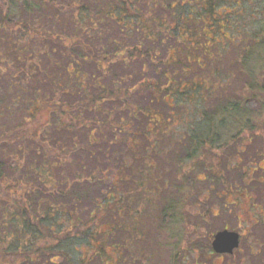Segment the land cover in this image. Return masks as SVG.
I'll use <instances>...</instances> for the list:
<instances>
[{
    "label": "trees",
    "instance_id": "obj_1",
    "mask_svg": "<svg viewBox=\"0 0 264 264\" xmlns=\"http://www.w3.org/2000/svg\"><path fill=\"white\" fill-rule=\"evenodd\" d=\"M48 2L56 7L55 2L59 0H0V33L11 34L6 41L16 48L25 40L15 54L16 66L9 65L7 54L0 51V82L6 84L5 94L10 93L11 102L19 107L15 111L19 119L14 125L0 127V196L7 197L14 190L13 185L17 187L16 183L22 181L16 180L14 174L19 166L12 167L6 162L22 153L20 146L26 142L33 143L36 149L41 147L43 159L36 165L37 168L30 166L28 171L32 176L27 174V178H34L38 187L41 186L37 188V193L39 190L47 195L43 197L32 193L34 196L31 198L26 190L27 196L25 193L24 196L29 199L26 201L19 192L18 198L14 196L12 203L2 208L0 264H55L58 259L65 264H87L89 259L84 256V248L91 249L89 256L98 255L102 264H131L135 259L130 254L128 262H124V245L109 243L111 235L121 231V227L99 224L97 221L99 213L105 209L111 208L113 214L119 215L126 207L121 206L123 197H118L116 191L103 193L100 200L99 196L91 198L93 209L86 218L77 212L75 205L70 211L61 208L63 206L53 192H57L61 185L66 187L70 179L67 177L65 181H59L54 178V171L67 161L69 154H62L64 149L57 147L56 135L66 139L67 134H71L73 138L76 134L73 132L82 129L86 136L85 147L73 143V148L86 151L88 146L87 154L94 159L99 153L96 148L100 145L99 138L108 136L101 144H105L106 148H123V152L116 151L110 154L111 158H105L110 161L116 157L118 166L115 168L121 170V174L123 165H119L118 161L122 158L118 157H124L127 153L131 157L139 155L141 169L137 173L140 175L138 187L142 192L149 193L152 191L149 171L153 166L146 162L148 157L144 158L145 155L139 152V139L142 138L143 144L152 145L148 137L157 136L156 129L159 135L165 136L170 124L174 126L181 120L185 122L184 131L171 134L179 137L176 146L182 153L181 157L173 160L176 175L182 173L184 176L186 173L187 177H193L191 181L202 182L198 172L202 167L204 174L210 172L212 177L220 180L215 171L212 172V167L206 165V153L221 152L236 139L241 141L244 136L252 139L262 136L264 132V0H71L64 10L72 15L78 36L75 35L77 40L68 46L72 51L67 54L65 72L67 76L73 73L76 81L72 85L66 83L67 87L59 83L56 89L65 93L75 88L83 91L91 87L96 91L75 105L56 103L29 90L30 83H36L32 60L41 52H46L47 43L55 39L50 32L40 31L32 23L16 20V3H20L21 10L32 14L33 8L45 10ZM58 4L62 5L61 2ZM56 8L62 10V7ZM60 39L57 38L55 42L63 46L64 40L73 37ZM82 63L93 66L95 73L90 79L81 71ZM132 63L138 65L136 74L140 80L131 87L125 76L121 75L111 81L110 87L102 83V78L110 73L113 65L129 71L133 69ZM227 64L234 67V73L222 70ZM149 70L164 83L145 81L144 75ZM234 76L242 80L241 88L236 93H229L228 81ZM87 79L91 82L90 87ZM146 95L154 100L163 97L169 110L176 107L183 109V113L177 119L172 110L165 117L151 105H139L129 100ZM115 103L122 104L120 111L126 112L127 118L134 122L139 119V114L143 115L146 118L143 129L133 131L131 123L123 116L115 121L112 108ZM252 105L260 106L252 110ZM8 110L9 107L0 102V115L3 111L10 113ZM54 114V118L60 117L59 121L51 120ZM81 115H84L83 119ZM67 116L70 117L68 121L65 120ZM88 116L93 118L88 119ZM40 139L49 147L43 145ZM2 144L15 148H9V155L4 157ZM35 148L30 151L35 152ZM52 148L59 149V154ZM148 149L151 155L155 153L152 146ZM74 152L72 150L70 153ZM111 164L104 169L107 178L103 171L96 174L94 171L78 172L71 178L72 189L68 190L70 199L79 200L82 195L88 199L92 190L101 193V187L107 181L113 186L115 177L110 174ZM117 179L118 183L125 180L123 175ZM185 188L182 180L180 184L172 185L169 192L172 195L165 199L160 214L169 217V221L164 227H156L158 234L173 235L175 230L171 229L178 223L180 211L185 206L182 202ZM18 189L21 190V187ZM31 190L34 192L33 188ZM97 224L104 229L98 230ZM110 227L112 231L107 232ZM131 230L129 234L133 235L132 232L137 229ZM168 243L171 252L174 242L168 240ZM108 250L112 251V258L106 256ZM138 253L142 254L140 251ZM139 261L140 264L150 262V256Z\"/></svg>",
    "mask_w": 264,
    "mask_h": 264
},
{
    "label": "rangeland",
    "instance_id": "obj_2",
    "mask_svg": "<svg viewBox=\"0 0 264 264\" xmlns=\"http://www.w3.org/2000/svg\"><path fill=\"white\" fill-rule=\"evenodd\" d=\"M59 2H61L62 5H59ZM59 2H55L57 4L56 7H62V10L60 9L58 11L55 6L51 5V2H48L45 10L43 8L39 10L33 8L34 13L32 14L27 13L23 9L21 10L20 3H16L17 13L15 14V19L24 23H32L39 28L40 31L45 30L50 32L53 36L52 38L55 40L58 38L60 41L62 40L60 38L66 39L71 36L73 37V39L64 40L63 46L59 45L55 40L50 41L51 43L49 42L46 45V52L43 51V53L41 52L34 57L31 66L36 74V83H30L29 90H31L32 93H37L39 96H46L48 100H52L56 103L61 102L62 104L67 103V105H75L84 101L86 97L88 98L90 95L96 93L95 90L90 89L91 82L88 81L95 73V70L90 63H88V65L84 63L80 65L81 71L85 77H88L86 82L90 87L89 89L79 91L75 88V90H68L65 93L56 89V85L59 83L72 85L76 81L75 77H73V73L69 76L66 75L65 65L67 62L66 57H68L67 54L72 51L68 46L75 43L77 39H75L74 36H78L77 25L72 23L73 21L71 20L72 15L64 10L65 7L71 4V0H59ZM6 37H11V34L8 35L4 32L0 33V51L7 54L9 65L16 66L17 55L15 56V54L19 52L20 46L24 45L25 40L21 41L20 44L16 43L19 46L16 48L6 41ZM87 42L88 41H85L84 43ZM100 43H103V41ZM13 47L16 50L13 49ZM130 65L133 69L129 71L117 68L115 67L116 65H113V68L111 67L112 71L110 70V73L102 78V83H104L106 87H110L111 81L115 77L121 75L125 76L127 84L131 87L133 83L138 82L140 78L137 77L136 74L138 69L137 63H132ZM229 66V64L224 65L222 70L234 73V67ZM144 77L145 81H153V83L157 81L161 85L164 83L162 79L155 77L151 70H149ZM241 84L242 80L240 77L234 76L228 81L229 93L238 92L241 88ZM5 88H7L6 84L0 82V102L6 107H9L8 112L10 113H5V111H7L5 110L0 115V127L2 125H14L16 120L19 119L16 117L18 114L15 113V111H18L19 107L14 102H11L13 99L10 93L5 94V92H7ZM161 99L154 100L153 97L151 99L150 96L146 95L137 98V100H132L131 98L129 100L131 103L134 102L139 105H151L155 111L165 117L168 116L169 111L173 110L172 114L178 119L180 113H183V109L179 110L176 107L172 109L170 107L171 109L169 110L164 104L163 97H161ZM125 100L127 103L129 102L126 98ZM121 106L122 104L118 103L113 105V119L117 121L119 117L123 116L124 120L131 123L133 131L142 130L146 118L139 114V119L134 122L127 118L125 115L126 112L123 113V111H120L122 108ZM259 106L252 105L251 109H258ZM110 107L111 106L108 105V108ZM55 116V114L52 115L51 120L56 122L59 121L60 117L54 118ZM68 117L69 116L65 119L66 121L70 120V117ZM83 117L84 115H81V119H83ZM90 118L93 117H89L88 119ZM183 124H185V122H181V120H178L174 126L170 124L168 133L165 136L159 135V131L156 129L155 132L157 136L148 137L152 145L143 144L142 138L139 139V144L141 143L139 145V152L145 155L144 158L148 157L146 162L153 166L149 171L151 175L150 189H152L149 193L142 192L141 188L138 187L140 175H137V173L138 171L140 172L141 169L139 155L131 157V155L126 152L127 154H124V157H118L122 158L121 161H118L119 165L121 163L123 165V174H121L122 171L115 168L118 166L115 163L116 157L112 158L110 161H106L105 158H111V155L116 153V151L117 153L120 150L123 152V148L119 146H107L106 148L105 144H101V142H103L102 140L108 139V136L102 139V137L99 138L96 135V137L99 138L98 141H100V145L96 147L99 153L97 158L94 159L87 154L88 146L86 147V151L78 150L79 147L76 149L73 148V143L78 146L86 144V136L82 132V129L73 132L77 134H75L73 138L71 134H67L66 139L56 135L55 138L58 139V143L56 144L58 145L57 147L59 149H64L65 152H62V154H69L67 161L63 162L64 164L54 171V178L57 180L65 181L68 178L70 179L66 187L61 185L58 187L57 192H53L59 204L63 206L61 208L70 211L75 205L77 212H81L80 215L86 218L88 217V212L93 209L91 198L99 196L98 200H100L103 193L107 194L116 191L118 197H123L120 201L121 206L126 207H124V210L119 215L113 214V209L108 207V210L105 209L99 213L100 215L97 221L99 224L103 223L114 227L115 225H119L121 227V231H116L111 235L109 243L115 246L124 245L125 249H122L124 262H128L130 254L135 259H133L134 261H132L133 263L131 264H140L141 262L139 259L148 258L149 256L150 262H142V264H264V132L262 136L252 139H248L246 136L242 135L245 138L241 139V141L239 139L232 141L223 151L206 153V165L212 167V172L215 171L214 173L221 179L216 180L210 175V172L204 174V170H202L203 168L201 167L198 172H200V178L203 180L202 182H196L190 180L192 177L191 174V177H187L186 173L184 176H182V173L179 174L181 176L176 175L174 168L173 160L176 159V157H181L182 153L178 151L179 147L176 146V144L179 143L177 141L179 137L177 135L171 136V134L182 133L184 131L183 127L185 126ZM42 140L40 142L43 145H49L45 144ZM150 146L155 149L153 155H151L150 149H148ZM1 147L3 150L5 149V153H2L4 157L9 155V148H15V146L5 147L3 144ZM20 148L22 149V153L19 152L14 156V159L11 158L6 163L7 165L10 164L12 167H15V165L19 166L16 172L14 170V174H16V180L22 181H19L21 184L16 183L18 184L17 187L13 185L14 190L10 189L11 191H16L15 193L10 191L7 197L0 196V200H2L0 201L1 212H3L2 208L11 204L13 201L12 198H14V196L18 198L20 193L23 194L24 200H29L26 197V190L29 191L28 196L32 193H36V196L37 194L43 197L47 196L39 190L37 193V188L40 189L41 186L38 187L39 184L34 178H27V174L32 176L30 171H28L30 170V166L35 169L38 167L36 165H38L40 160L43 161L39 149L41 147H37L39 150L38 152L33 143L30 144L26 142L23 143ZM33 148L36 149L35 152L30 151ZM52 149L58 151L57 154H59V149ZM70 150H75V152L70 153ZM216 157L219 163L216 162ZM111 162L112 170L110 174L115 177L113 179V186L107 181L102 185L101 188L103 192L101 193L96 192L97 190H92L89 192L88 199L83 195L79 200L70 199L68 190L69 188L72 189L71 184L73 182L71 178L75 177V175L81 171L91 173L94 171L95 174L97 171H103L102 174L106 177L107 175L104 174V169H106L105 167L108 166V164L110 165ZM81 163L83 166H81ZM122 175L125 180H122V183L116 182L118 181L117 177H122ZM20 176L25 177L20 178ZM181 180L186 185L182 200L185 206L180 211L178 223L175 225L174 229H171L175 231L172 236L158 234L156 232V227H164L169 221V217H162V215H160L161 210H163L165 206V199L170 195L169 192L172 189V185L180 184ZM20 187L21 190L18 189ZM144 187L146 186L144 185ZM31 188H33L34 192H32ZM45 192L47 193V191ZM24 193L26 196H24ZM33 196L34 194L31 195V198ZM147 198H149V201H147ZM1 212L0 215H2ZM99 224H97L98 230L101 228L104 229L103 226L100 228ZM133 228L137 230L132 232L134 233L133 235H130L129 232L132 231L131 229ZM112 229L113 228L110 227L107 232H111ZM222 230L235 231L240 235L239 246L231 255H217L212 251V239L217 232ZM141 236L142 239L140 238ZM168 240L169 242H174L171 252L168 249L170 246ZM83 250H85L84 256L89 259L87 264H102L101 258L98 255L93 257H91L92 255L89 256L91 249L84 248ZM139 251L142 254L139 255ZM106 256L112 258V251L108 250ZM55 264L65 263H63L61 259H58L55 261Z\"/></svg>",
    "mask_w": 264,
    "mask_h": 264
},
{
    "label": "water",
    "instance_id": "obj_3",
    "mask_svg": "<svg viewBox=\"0 0 264 264\" xmlns=\"http://www.w3.org/2000/svg\"><path fill=\"white\" fill-rule=\"evenodd\" d=\"M239 246V234L235 231L217 232L211 243L212 251L217 255H231Z\"/></svg>",
    "mask_w": 264,
    "mask_h": 264
}]
</instances>
